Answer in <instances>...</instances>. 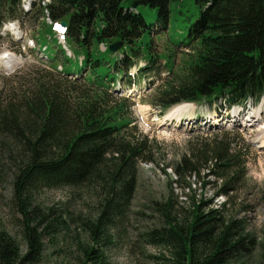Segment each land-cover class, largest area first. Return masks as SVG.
Listing matches in <instances>:
<instances>
[{"label":"trees","instance_id":"obj_1","mask_svg":"<svg viewBox=\"0 0 264 264\" xmlns=\"http://www.w3.org/2000/svg\"><path fill=\"white\" fill-rule=\"evenodd\" d=\"M124 1L50 0L39 6L44 21H50L52 35L54 24H66L62 33L74 57L56 41L57 50L45 55L48 62L60 64L61 70L51 73L39 65L34 68L38 73L28 69L14 76L12 89L4 92L8 99L0 103V160L6 159V165L0 163V172L10 175L23 217L26 247L23 250L0 225V264H40L43 238L58 235L67 227L59 209L34 204L37 190L83 186L101 206L87 226L92 243L82 248L84 264H107L99 244L131 205L139 164L152 162L156 153L153 142L130 135L134 128L128 129L129 100L118 99L111 91L122 79L130 85L127 70L140 56L147 64L139 70L138 78L157 67L156 58H161L152 54L151 45L143 55L142 37L153 30L133 3L158 8V23L165 28L171 3L176 0H128V9ZM194 2L198 18L189 25L188 42L183 46L192 48L191 62L182 75L173 71L176 79L171 77L162 86L155 106L164 112L184 103L242 105L260 101L264 98V0ZM19 3L0 0V28L18 19L14 9ZM119 41L124 45L112 53L109 46ZM102 44L107 46L105 51L99 49ZM173 60L174 56L168 55L166 65L171 71ZM55 76L69 82L55 85L50 79ZM73 76L77 78L72 80ZM238 141L240 133L226 131L187 143L172 169L175 180L170 194L161 204L164 226L145 234L147 243L169 252L164 256L166 264H238L252 249L259 250L264 264V238L253 246L244 221L227 215L235 205L232 196L239 192L237 185L247 175L244 154L237 150L238 144L234 146ZM201 175L221 182L218 197L226 202L211 208L193 198L188 215L180 221L172 215L173 187L192 190L190 183L183 187L181 182Z\"/></svg>","mask_w":264,"mask_h":264},{"label":"rangeland","instance_id":"obj_2","mask_svg":"<svg viewBox=\"0 0 264 264\" xmlns=\"http://www.w3.org/2000/svg\"><path fill=\"white\" fill-rule=\"evenodd\" d=\"M49 1L20 0L19 6L14 9L18 19L8 21L0 28V54L8 55L12 62L8 65L0 62V103L8 99L4 92L12 89L10 86L14 85V76L22 75L28 69L38 73L34 68L39 65L51 73L55 69L61 70L60 64L48 62L45 55L51 53L53 48L57 50L56 41L64 45L59 27L53 26L52 35L50 21H44L45 18L39 11L40 4ZM123 6L128 9L131 4L125 0ZM137 10L153 30L142 37L143 55H146L149 51L147 47L151 45L152 54L161 58H156L154 66L157 67L138 78L139 70L147 64V60L140 56L135 65L127 70L129 78L132 79L130 85L124 84L122 79L111 91L116 98L129 100L128 119L131 125L128 129L134 128L130 135L147 143L153 142L156 153L152 162L144 160L139 164L137 187L131 205L123 218L112 224L103 235L104 240H101L99 248L105 253L104 261L107 264L167 263L164 256L168 257L169 252L147 243L145 234L164 226L161 204L170 194V185L175 180L172 169L184 154L190 139L211 137L226 131L241 134V142L234 143V146L238 144L237 150L241 149L247 164L246 178L237 185L239 192L232 196V203L235 205L227 211V215L244 221L253 246L261 243L264 238V148L260 147V143L264 140V99L258 102L249 100L239 106L229 107L226 104L227 106L221 107V111L218 110L219 104L210 105L207 101L193 104V109L187 106L190 110L180 114L171 113L178 105L164 112L160 111L155 103L162 86L171 77L175 80L174 74L182 75L191 62L192 48L186 49L183 46L188 42L189 25L198 18V9L194 0L173 1L170 20L165 28L158 23V8L140 5ZM1 16L3 19L7 17L5 13ZM106 48L105 44L99 47L102 51ZM168 55L174 56L172 71L166 65ZM52 78L50 79L55 85H65L62 82L66 80L63 81L57 76ZM75 78L77 77L73 76L72 80ZM134 78L136 83H132ZM250 118L255 119L250 122ZM1 162L6 165L5 158ZM186 183H190L192 190L180 189L175 185L173 187L175 208L172 215L180 221L188 215L189 204L193 198L208 203L211 208H218L226 202L224 197H218L222 184L215 177H192L181 182V185L186 187ZM34 196L36 206L45 209L56 207L67 221V227L61 229L58 235H46L43 238L45 251L40 264H84L82 248L92 243L87 234V226L98 216L101 209L99 201L84 186L43 188L37 190ZM0 225L19 242L23 250L26 249L23 217L14 197L12 181L10 175L3 176L1 172ZM107 237L112 241L108 243ZM238 264H262L259 250L252 249Z\"/></svg>","mask_w":264,"mask_h":264},{"label":"bare ground","instance_id":"obj_3","mask_svg":"<svg viewBox=\"0 0 264 264\" xmlns=\"http://www.w3.org/2000/svg\"><path fill=\"white\" fill-rule=\"evenodd\" d=\"M3 54V53H2ZM10 55V54H9ZM19 61V60H18ZM0 62L3 64V65H8V63H12L11 62V60H9V58H8V55H2L1 56V54H0ZM19 63H20V61H19ZM187 106H189V107H191L190 109H193V104H181V105H178L177 107H175L172 111H171V113L172 112H176L175 114H180V113H184V111H186V110H190ZM257 116V115H256ZM251 119V121L250 122H252V120L253 119H255V118H250ZM216 121V120H215ZM217 122V121H216ZM249 122V120H248V123H250ZM212 123V122H211ZM205 125L206 124H209V125H211L210 123H204ZM218 125V124H217ZM208 126V125H207ZM216 126V125H215ZM215 126H213V127H215ZM208 127H211V126H208ZM244 128L246 127V126H243ZM260 147H263L264 148V140H262L261 141V143H260Z\"/></svg>","mask_w":264,"mask_h":264},{"label":"water","instance_id":"obj_4","mask_svg":"<svg viewBox=\"0 0 264 264\" xmlns=\"http://www.w3.org/2000/svg\"><path fill=\"white\" fill-rule=\"evenodd\" d=\"M138 5H139L138 2H134V3H133V8H137ZM62 26L65 27L66 24L63 23ZM123 45H124L123 41H119V42H117V43L111 45V46L109 47V50H110L112 53H117V52H119V51L121 50V48H122Z\"/></svg>","mask_w":264,"mask_h":264},{"label":"snow or ice","instance_id":"obj_5","mask_svg":"<svg viewBox=\"0 0 264 264\" xmlns=\"http://www.w3.org/2000/svg\"><path fill=\"white\" fill-rule=\"evenodd\" d=\"M61 31H63V29H61Z\"/></svg>","mask_w":264,"mask_h":264}]
</instances>
